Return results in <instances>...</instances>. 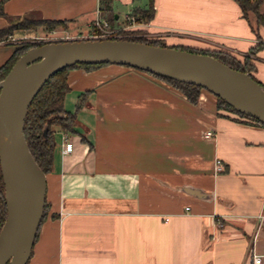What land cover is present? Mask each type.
<instances>
[{
    "label": "crops",
    "instance_id": "obj_1",
    "mask_svg": "<svg viewBox=\"0 0 264 264\" xmlns=\"http://www.w3.org/2000/svg\"><path fill=\"white\" fill-rule=\"evenodd\" d=\"M134 1L6 0L4 9L18 19L37 13L68 20L50 30L64 37L90 29L98 15L104 19L108 3L116 20L120 4L131 7L129 15ZM206 1L210 17L196 19L209 20L212 29L161 23L162 0L138 27L175 43L173 28L194 31L197 39L180 45L246 59L264 83V45L250 52L264 42V26L241 10L249 24L234 33L221 7L232 0ZM10 23L0 16V29ZM29 35L21 27L0 40V67ZM69 83L68 110L90 93L78 112L80 132L56 127L47 209L27 264H254V254L264 256V125L219 107L207 89L193 103L172 84L125 64L72 68Z\"/></svg>",
    "mask_w": 264,
    "mask_h": 264
},
{
    "label": "water",
    "instance_id": "obj_2",
    "mask_svg": "<svg viewBox=\"0 0 264 264\" xmlns=\"http://www.w3.org/2000/svg\"><path fill=\"white\" fill-rule=\"evenodd\" d=\"M78 63L125 64L194 83L264 122V86L249 71L210 54L115 38L51 40L28 49L0 80V164L8 209L0 264L29 262L45 213L47 175L24 132L29 107L52 75Z\"/></svg>",
    "mask_w": 264,
    "mask_h": 264
},
{
    "label": "trees",
    "instance_id": "obj_3",
    "mask_svg": "<svg viewBox=\"0 0 264 264\" xmlns=\"http://www.w3.org/2000/svg\"><path fill=\"white\" fill-rule=\"evenodd\" d=\"M5 1L6 0H0V16L9 17L8 13L4 9ZM236 1L239 3L244 17L250 19V17L253 16L256 20L258 28L260 26H264V12L261 9L264 0H236ZM107 7H108L107 10L109 12L114 11L109 3ZM134 9L136 10L137 16L141 15L143 17L142 22H149L154 18L156 13V0H148V6L145 7L136 6ZM104 17L109 19L105 15ZM37 25H46L47 28H49L50 30L58 26H67L68 20H54V19H46L44 17H41L39 21H35L32 19L27 20V23H25L24 25L10 23L6 27L0 29V40L7 37L9 34L13 33L15 29L21 27L26 29ZM94 28L96 30H98L99 28V26H97L95 22H94ZM258 35L261 38L259 33ZM95 38L129 39V40L142 41L149 44L177 47L192 52L210 54L217 57L218 59L222 60L223 62H225L226 64L230 65L235 69H239L241 71H249L252 74V76L264 86V83L253 74L252 72L253 67L251 63L247 61L242 62V60L239 59L237 56L227 51L201 49L189 45L168 44L164 38H160V37L109 36V37H94V39ZM46 42L48 41H28L25 43H21L20 46L16 49V51L11 55V57L0 67V80L3 79L8 74L14 63L28 49L42 45ZM263 45L264 42L263 40H261L255 47H253V49L250 52L253 53L257 52V50L263 47ZM104 64H108V63H93V64L78 63L62 68L47 80V82L44 84V86L41 88L37 96L32 101L25 119L24 132L27 143L32 151V154L36 159V161L38 162V164L40 165V167L44 170V172L48 173L53 168L54 152L56 148V139H55L56 127L60 126L65 132H80V130L77 127L78 112L85 104V99H86L85 96L89 95L90 93V91H86L80 95V100L77 103V107L74 111L66 109L65 99L68 91L71 88L69 83V71L75 67L91 68V67H98ZM136 69L157 76L165 80L166 82L172 84L173 86L180 89L193 103L198 102L201 92L204 89H206L203 86L194 83L181 81L168 76L158 75L156 73L137 67ZM216 97L218 100L219 107L225 105L226 107L232 109L239 115L264 125V122H262L261 120L240 112L220 96L216 95ZM83 139H85V135H83ZM46 209H47V204H45V212ZM7 215H8V209H7V201L5 195V182L0 164V231L7 219Z\"/></svg>",
    "mask_w": 264,
    "mask_h": 264
},
{
    "label": "rangeland",
    "instance_id": "obj_4",
    "mask_svg": "<svg viewBox=\"0 0 264 264\" xmlns=\"http://www.w3.org/2000/svg\"><path fill=\"white\" fill-rule=\"evenodd\" d=\"M117 4L121 2V0H115ZM178 2H181L183 5V8L176 9L175 4ZM204 2H207L206 0H162V6L161 11L163 12L164 16L162 17L161 23L163 24H169L171 26L175 27H188V28H197V27H205L212 29L211 24L209 23V20H204L203 22H199L196 19V16L200 15V13H205V15L209 18L210 14H208V10L206 11V8H208V5ZM232 5H225L221 6L224 7L226 13L232 18V32L241 31V26L243 24H249L248 20L241 16V9L237 3V1L232 0ZM204 3V4H203ZM178 4V3H177ZM235 4V7H234ZM135 6H141L145 7L148 6V0H135L134 1ZM179 5V4H178ZM204 5V7L202 6ZM172 6V7H171ZM171 10L167 12L168 9ZM226 7V8H225ZM108 7H106L102 15L107 16L109 19L104 17V20L106 21L107 25L104 26V28H98L96 30L94 28V22H92L90 29L84 30L82 32L74 31L70 33L64 34V37H61L59 33H52L50 34V29L47 28L46 25H37L33 27L26 28L28 31V34H30L28 37H24L19 40V44L25 43L28 41H50V40H61V39H87V38H94V37H116V36H146V37H156L154 34H151L149 31L142 29L138 26H140L142 22V16H137L136 10L132 9V11L129 13V15L126 16V12L131 10L130 6L122 5L120 4V15L121 18L116 20V15L114 16V11H108ZM204 9V11H203ZM262 11L264 12V2L261 6ZM199 10V12H198ZM140 17V18H139ZM205 17V18H207ZM41 16L37 13H31L27 17L23 18H16L15 16H9L8 19L12 23L16 24H25L27 23V20H35L39 21ZM103 18V17H102ZM106 18V19H105ZM215 19H217V16H214ZM24 21V22H23ZM215 29L219 27V24L215 23ZM228 25V24H227ZM226 25V26H227ZM231 25V24H229ZM224 26V27H226ZM170 30H167L168 32H172V28H168ZM176 29L175 35H169V37H174L173 39H177V41H181L180 39L184 40H195L197 39L195 36L197 34H194V31H188L183 30L180 28H173ZM32 34L34 36H32ZM257 34V33H256ZM195 35V36H192ZM9 37V36H8ZM174 41L170 42V40H167L168 44H183V42H177ZM253 53V52H252ZM255 53V52H254ZM247 61L246 59L242 60ZM223 109H226L228 111H233L232 109L226 107L225 105H222ZM235 112V111H233Z\"/></svg>",
    "mask_w": 264,
    "mask_h": 264
},
{
    "label": "built area",
    "instance_id": "obj_5",
    "mask_svg": "<svg viewBox=\"0 0 264 264\" xmlns=\"http://www.w3.org/2000/svg\"><path fill=\"white\" fill-rule=\"evenodd\" d=\"M95 23L97 26H99L100 28H104L105 25H107L106 21L104 19H102L101 16L98 15V17L95 19ZM214 135V131L213 130H208L206 133V136L210 137ZM72 151V147L71 146H66L64 149V152L69 153ZM223 168V162L221 159L217 160V169H222ZM188 209L190 208L189 206L187 207ZM253 263L254 264H263L264 263V256L261 254H254L253 256Z\"/></svg>",
    "mask_w": 264,
    "mask_h": 264
}]
</instances>
